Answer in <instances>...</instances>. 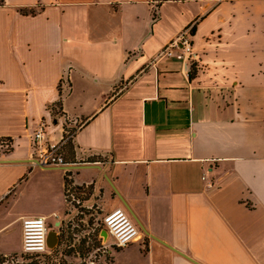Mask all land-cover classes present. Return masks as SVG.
<instances>
[{
    "label": "crops",
    "instance_id": "1",
    "mask_svg": "<svg viewBox=\"0 0 264 264\" xmlns=\"http://www.w3.org/2000/svg\"><path fill=\"white\" fill-rule=\"evenodd\" d=\"M0 3V264L21 255L25 218L60 236L68 185L98 201L81 229L118 208L137 225L112 264H264V0L170 1L156 17L151 0ZM189 25L192 65L155 60ZM60 114L80 127L64 150L74 170L33 158L41 122L64 138Z\"/></svg>",
    "mask_w": 264,
    "mask_h": 264
},
{
    "label": "built area",
    "instance_id": "2",
    "mask_svg": "<svg viewBox=\"0 0 264 264\" xmlns=\"http://www.w3.org/2000/svg\"><path fill=\"white\" fill-rule=\"evenodd\" d=\"M193 29V25H189L181 30L174 39L161 49L155 60L172 57L176 53H179L185 58L187 63L192 65V61H194V47L192 43ZM68 74V72L65 73V76L61 80V94L64 90L69 89ZM59 117L63 122L64 138L59 142L50 141L47 135V125L45 122H41L33 134V158L42 167L64 168L67 170V167L76 165L66 162L64 150L69 142H73L80 127H77L75 125L76 123L66 115L60 114ZM1 147L9 149L10 143L5 141L1 144ZM204 179L206 180V176ZM89 188L79 189L73 185L67 186L65 198L69 208V215L67 224L59 236V243L55 249H71L75 248L76 244L80 246L83 244L88 251L84 258L79 261V264H112L113 253L123 250L137 242L140 232L129 213L121 208L103 214L100 220L93 223L95 224L94 226L87 225L86 230L81 229L79 224L75 225L80 211L98 208L96 195L94 191L90 192ZM92 199L93 201L96 200V202L88 205L89 200ZM74 214L75 216H73ZM55 218L60 219L58 215H55ZM70 228H77L76 230H83L84 232L82 231L81 236L75 235L72 237L69 235ZM48 233L49 227L46 218L34 217L23 219L22 253L20 258L30 257L38 259L46 255L50 256L49 252L51 249L47 245ZM13 260H16L14 256H8L2 262L4 264H10L11 262L14 263ZM17 262H20V259L15 261L16 264Z\"/></svg>",
    "mask_w": 264,
    "mask_h": 264
},
{
    "label": "rangeland",
    "instance_id": "3",
    "mask_svg": "<svg viewBox=\"0 0 264 264\" xmlns=\"http://www.w3.org/2000/svg\"><path fill=\"white\" fill-rule=\"evenodd\" d=\"M80 192V191H79ZM21 214V212L18 209H11L10 212H8V214L6 215V222H10L14 219H16L19 215ZM20 223L17 225L15 224L14 227L11 229V231L13 230L14 234L13 236L11 235V233H9V238H13V240L11 241V239H9V242L11 243L10 245H13L14 247L18 248L17 245V234H16V227L17 229L20 230ZM21 232H22V227H21ZM21 251V250H20ZM18 249V252H20ZM88 249L85 248L83 245L80 246L78 244H76L75 248H61V249H55L52 253L51 256L48 257H41V258H30V257H23L24 260L22 262H17V264H73V263H77L79 264V261L81 259L84 258L85 254L87 253ZM78 253V254H77ZM140 254H142V252L139 251V247L137 246L136 248L133 249V251L130 253V256L132 257V259H135L137 257L140 256ZM80 255V258H79ZM15 257V261H18V259H22L20 258V255H13ZM14 261V260H13ZM14 261V263H15ZM116 262L117 264H128V262L124 259V257H116ZM14 263H10V264H14ZM16 264V263H15Z\"/></svg>",
    "mask_w": 264,
    "mask_h": 264
},
{
    "label": "water",
    "instance_id": "4",
    "mask_svg": "<svg viewBox=\"0 0 264 264\" xmlns=\"http://www.w3.org/2000/svg\"><path fill=\"white\" fill-rule=\"evenodd\" d=\"M88 166H92V165H87L85 167H88ZM79 168L78 166H70V167H67V170H74V169H77ZM59 243V236L58 234L55 232V231H50L48 233V237H47V245L50 249H55L57 247Z\"/></svg>",
    "mask_w": 264,
    "mask_h": 264
},
{
    "label": "trees",
    "instance_id": "5",
    "mask_svg": "<svg viewBox=\"0 0 264 264\" xmlns=\"http://www.w3.org/2000/svg\"><path fill=\"white\" fill-rule=\"evenodd\" d=\"M170 1H181V2H184V1H187V0H151V2L153 3L154 5V10H155V17L157 15V11L161 8V6L166 3V2H170ZM1 4V3H0ZM23 13H27V11H23ZM60 105V103L58 104ZM53 110V114L56 115V111H54L55 109H52ZM72 142H69L67 147L72 149ZM83 245V244H82Z\"/></svg>",
    "mask_w": 264,
    "mask_h": 264
}]
</instances>
